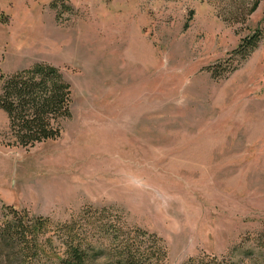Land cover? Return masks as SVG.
Segmentation results:
<instances>
[{"label": "rangeland", "instance_id": "1", "mask_svg": "<svg viewBox=\"0 0 264 264\" xmlns=\"http://www.w3.org/2000/svg\"><path fill=\"white\" fill-rule=\"evenodd\" d=\"M0 10V74L46 63L72 90L56 141L5 147L0 112V220L4 206L54 221L110 207L163 240L164 264H264V0Z\"/></svg>", "mask_w": 264, "mask_h": 264}, {"label": "trees", "instance_id": "2", "mask_svg": "<svg viewBox=\"0 0 264 264\" xmlns=\"http://www.w3.org/2000/svg\"><path fill=\"white\" fill-rule=\"evenodd\" d=\"M7 23L8 16L0 10V24ZM262 38L263 29H256L232 51V60H247ZM71 98V85L50 64L0 74V111L7 121L2 144L33 148L56 141L71 116ZM119 217L110 207H87L68 220L54 221L4 206L0 264H164L163 240Z\"/></svg>", "mask_w": 264, "mask_h": 264}, {"label": "crops", "instance_id": "3", "mask_svg": "<svg viewBox=\"0 0 264 264\" xmlns=\"http://www.w3.org/2000/svg\"><path fill=\"white\" fill-rule=\"evenodd\" d=\"M0 112H1V114L6 118L5 114H4L2 111H0Z\"/></svg>", "mask_w": 264, "mask_h": 264}]
</instances>
